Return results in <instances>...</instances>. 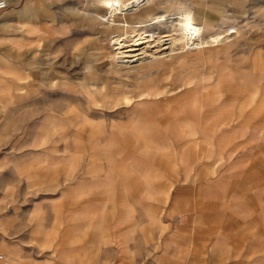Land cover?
I'll return each instance as SVG.
<instances>
[{"label":"crops","instance_id":"crops-1","mask_svg":"<svg viewBox=\"0 0 264 264\" xmlns=\"http://www.w3.org/2000/svg\"><path fill=\"white\" fill-rule=\"evenodd\" d=\"M15 11L0 9V22ZM43 11L28 16L50 24ZM230 53L248 67L208 87L197 64L181 73L159 65L153 78L152 68H136V84L118 78L134 68L100 70L102 106L86 126L97 135L0 153L14 186L25 174L57 188L45 206L24 212L15 202L0 214L6 264H263L253 252L264 249V67L252 60H264V40Z\"/></svg>","mask_w":264,"mask_h":264},{"label":"rangeland","instance_id":"rangeland-1","mask_svg":"<svg viewBox=\"0 0 264 264\" xmlns=\"http://www.w3.org/2000/svg\"><path fill=\"white\" fill-rule=\"evenodd\" d=\"M149 1L90 0V3L99 6V13L113 24L97 21L94 16L84 13L79 8L80 0L7 1V8L12 6L16 11L6 20L1 18L5 26L3 21L0 22V33L4 38L0 43V54L5 55V58H0V153H14L20 148H40L53 140L59 142L68 135L76 142L83 134L97 135L96 127L88 130L86 126L92 122L90 118L98 119V107L102 106L97 87L100 70L134 68L118 78L136 84L141 77L138 71L144 66L156 73L149 75L153 78L158 76L159 72L153 70H157L159 65L171 63V66L180 68L181 73L197 64L199 81L208 87L214 78H235L238 75L233 74L234 68L248 67L244 58H228V55H233L231 51L247 52L255 42L264 40V0H261L262 4L260 0H152L151 10L149 4H145ZM35 8H44L50 24L36 18V14L30 19L28 15ZM20 11L22 21L18 17ZM164 12L191 14L197 23L213 20L214 23L206 27L205 35L214 37L215 41L200 49L191 47L177 52L171 57L164 55L141 62L132 60L128 65L113 61L116 41L126 39L130 42L153 34L152 29L143 33L127 30L119 33L116 27L123 26L114 24L148 21ZM253 56L255 54L248 56V65ZM136 68L139 70L134 71ZM171 72L177 71L173 69ZM215 72L219 74L214 75ZM27 82L31 85L25 90L21 85ZM27 94L29 98L25 101L23 99ZM124 99L128 100V97L125 95ZM93 144L98 146L96 141ZM230 161L232 158L225 156L216 159L218 163ZM3 166L0 168V183L4 184L0 185V214L15 211V202L21 207L18 211L25 212L35 202L44 201L42 205L45 206L53 199V191L57 188L32 183L25 174L23 180L14 186L12 166ZM229 207L224 206L225 209ZM243 241L255 243L253 238ZM257 242L264 247V235ZM111 253L99 251L98 258L105 254L109 258ZM254 253L259 258L264 256V249ZM4 254L0 251V261L6 264L8 259ZM103 262L98 264H106ZM257 264L262 263L257 261Z\"/></svg>","mask_w":264,"mask_h":264},{"label":"bare ground","instance_id":"bare-ground-1","mask_svg":"<svg viewBox=\"0 0 264 264\" xmlns=\"http://www.w3.org/2000/svg\"><path fill=\"white\" fill-rule=\"evenodd\" d=\"M79 8L84 13L94 16L97 21L113 24L107 17L99 13V6L93 5L90 0H80ZM210 23V20H202L197 23L191 14L164 12L150 18L148 21L126 22V25L122 23L114 24L123 26L116 27L119 33L121 30L143 33V31L152 29L153 34L145 35L130 42L126 39L121 42L116 41L112 53L113 61L128 65L132 60L141 62L149 58H159L158 56L171 57L175 53H181V51L188 50L191 47L200 49L208 46L215 41L214 37H206L205 35L206 27ZM252 66H258L257 68L261 69L264 67V60L255 58L252 60Z\"/></svg>","mask_w":264,"mask_h":264},{"label":"built area","instance_id":"built-area-1","mask_svg":"<svg viewBox=\"0 0 264 264\" xmlns=\"http://www.w3.org/2000/svg\"><path fill=\"white\" fill-rule=\"evenodd\" d=\"M8 0H0V9L4 8L7 5Z\"/></svg>","mask_w":264,"mask_h":264}]
</instances>
